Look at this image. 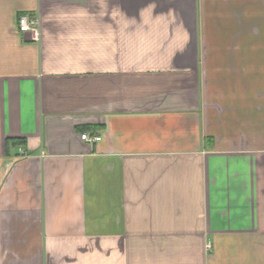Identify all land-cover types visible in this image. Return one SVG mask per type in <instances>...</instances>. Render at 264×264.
I'll use <instances>...</instances> for the list:
<instances>
[{
	"label": "crops",
	"instance_id": "0c3cea01",
	"mask_svg": "<svg viewBox=\"0 0 264 264\" xmlns=\"http://www.w3.org/2000/svg\"><path fill=\"white\" fill-rule=\"evenodd\" d=\"M0 264H264V0H0Z\"/></svg>",
	"mask_w": 264,
	"mask_h": 264
},
{
	"label": "built area",
	"instance_id": "2783aa9c",
	"mask_svg": "<svg viewBox=\"0 0 264 264\" xmlns=\"http://www.w3.org/2000/svg\"><path fill=\"white\" fill-rule=\"evenodd\" d=\"M17 29L20 33L28 35L32 40L39 41L41 38L40 22L36 16L22 14L18 17ZM81 138L91 143L99 142L102 137L97 134L83 133Z\"/></svg>",
	"mask_w": 264,
	"mask_h": 264
}]
</instances>
